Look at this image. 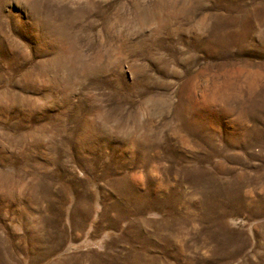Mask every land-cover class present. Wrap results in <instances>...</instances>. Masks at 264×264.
Segmentation results:
<instances>
[{"label":"rangeland","instance_id":"rangeland-1","mask_svg":"<svg viewBox=\"0 0 264 264\" xmlns=\"http://www.w3.org/2000/svg\"><path fill=\"white\" fill-rule=\"evenodd\" d=\"M0 264H264V0H0Z\"/></svg>","mask_w":264,"mask_h":264}]
</instances>
